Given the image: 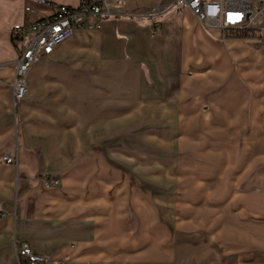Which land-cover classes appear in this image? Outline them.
<instances>
[{
	"label": "crops",
	"instance_id": "0c3cea01",
	"mask_svg": "<svg viewBox=\"0 0 264 264\" xmlns=\"http://www.w3.org/2000/svg\"><path fill=\"white\" fill-rule=\"evenodd\" d=\"M159 1L126 0L125 12H147ZM30 4L34 11L28 13ZM50 13L32 0H0V206L6 212L0 216V264H19L15 245L22 242L46 256L42 264H135L151 245H143L145 235L155 243L156 228L146 229L145 206L128 204L122 192H112L115 179L121 190L127 187L128 167L98 151L95 131L126 124L129 113L161 108L159 72L166 58L160 44L165 38H156V29L168 34L181 29L180 48L187 51L177 52L172 75L177 83L192 69L208 74L228 67L231 56L248 62L262 57L240 38L209 31L189 9L162 26L156 15L113 16L76 29L50 55L41 56L27 73L26 96L15 105L12 82L19 52L12 29ZM232 71L236 85L231 94L216 96L222 111L218 123L248 129L249 144L261 155L246 174L252 191L217 202L212 209L224 208L220 213L209 210L217 219L206 242L215 240L219 249L226 240L234 255L244 250L264 254V71L249 76ZM242 77L248 82L244 87ZM3 155L14 156L15 162H3ZM54 179L58 184L51 183Z\"/></svg>",
	"mask_w": 264,
	"mask_h": 264
},
{
	"label": "rangeland",
	"instance_id": "374dc122",
	"mask_svg": "<svg viewBox=\"0 0 264 264\" xmlns=\"http://www.w3.org/2000/svg\"><path fill=\"white\" fill-rule=\"evenodd\" d=\"M160 1L172 4L174 0ZM148 10L126 14L143 16L150 14ZM174 10L176 12H156V24L162 26L164 22L169 23L180 16L182 10ZM160 17L162 21L157 19ZM158 37L165 38L160 46L164 52L162 57L166 58L159 72L161 108L129 113L130 119L126 124L97 128L95 131L100 143L96 145L98 151L102 149L112 154L114 162H122L128 167L127 187L123 186L121 190L115 182L119 179H115L112 192H122L128 204L145 206L146 229L152 231V227L156 228L155 243L149 241L151 236L145 235L143 245H151L143 251L144 257L136 256L134 263L264 264L262 253L244 250L234 255L230 242L226 240L221 242L225 246L219 249L215 240L206 242L208 228L214 226L212 224H216L217 219L215 215L213 218L209 216V210L220 213L224 208L212 209L217 202L231 200L234 193L247 195L252 191L251 186L246 185V174L261 153L252 150L248 129L233 130L218 123L222 111L218 110L215 102L218 94L222 91L231 94L236 85L232 67L244 76L264 71V67L260 68L264 62V34L246 37L224 32L221 36L246 41L250 50L262 60L257 57L250 62L244 58L238 61L231 56L228 67L221 66L208 74H196L198 71L192 69L187 74H181V78L184 76L178 83L172 79V75L177 73V52L180 49L183 53L187 51L180 48L181 29L169 34L156 29ZM212 50L208 53L220 58L217 49ZM254 65L257 69L253 68ZM250 66L254 71L248 69ZM219 73L225 75V80L223 76L220 79L213 77ZM240 83L244 87L248 82L244 83L242 77ZM209 99L214 102L211 104ZM229 130L233 132L225 133ZM257 165L259 167V162ZM222 220L229 221L227 218ZM225 235L229 236L228 233Z\"/></svg>",
	"mask_w": 264,
	"mask_h": 264
},
{
	"label": "built area",
	"instance_id": "2783aa9c",
	"mask_svg": "<svg viewBox=\"0 0 264 264\" xmlns=\"http://www.w3.org/2000/svg\"><path fill=\"white\" fill-rule=\"evenodd\" d=\"M51 13L28 24H18L12 29V39L18 49L15 78L12 82L13 100L17 105L27 94V73L43 55H50L60 44L71 37L78 28H91L97 22L113 16L126 15V0H80L78 6L55 3L50 0H32ZM152 5L145 17L172 9H189L209 31L264 34V0H174L172 4ZM30 13L34 7L25 6ZM5 163H14L15 157L3 155ZM58 180L51 183L56 185ZM50 183L48 182V185ZM6 212L0 206V216ZM19 264H42L46 256L35 252L28 242L15 245Z\"/></svg>",
	"mask_w": 264,
	"mask_h": 264
},
{
	"label": "trees",
	"instance_id": "16d2710c",
	"mask_svg": "<svg viewBox=\"0 0 264 264\" xmlns=\"http://www.w3.org/2000/svg\"><path fill=\"white\" fill-rule=\"evenodd\" d=\"M234 33V32H233ZM235 34H238V33H235ZM239 35H245L246 37L247 36H249V35H251V34H249V33H247V32H243V33H239Z\"/></svg>",
	"mask_w": 264,
	"mask_h": 264
}]
</instances>
